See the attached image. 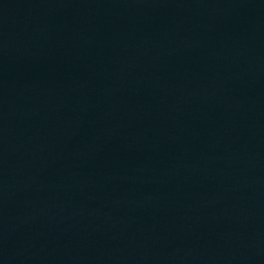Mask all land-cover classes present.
I'll use <instances>...</instances> for the list:
<instances>
[{"label": "water", "instance_id": "1", "mask_svg": "<svg viewBox=\"0 0 264 264\" xmlns=\"http://www.w3.org/2000/svg\"><path fill=\"white\" fill-rule=\"evenodd\" d=\"M0 264H264V23L1 61Z\"/></svg>", "mask_w": 264, "mask_h": 264}]
</instances>
